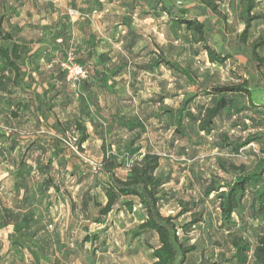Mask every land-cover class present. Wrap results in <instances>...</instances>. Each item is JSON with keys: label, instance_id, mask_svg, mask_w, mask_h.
<instances>
[{"label": "rangeland", "instance_id": "rangeland-1", "mask_svg": "<svg viewBox=\"0 0 264 264\" xmlns=\"http://www.w3.org/2000/svg\"><path fill=\"white\" fill-rule=\"evenodd\" d=\"M169 2L176 4V0ZM213 2L218 6L219 14L205 12L200 0H183L180 7L188 8L189 16L207 20L218 30L211 34L208 42L217 50L223 47L232 52L233 57L223 64L208 62L201 44L195 43L182 25L168 19L159 0L0 1V13L4 16L2 27L11 31L24 47L32 48L44 41L42 38L47 34L61 32L69 36L67 45L75 43L81 50H86L93 44L96 49L87 63V79H92L91 83L95 84L93 93L83 88L82 81L78 94L67 85L66 90L55 97L50 88L37 93L36 87L27 96L30 108L42 116L39 128L44 130L33 131L26 138L19 137V148L8 155L15 154V158L20 159L24 152L31 164V176L36 181L49 171L46 168L40 170L38 166L46 165L50 159V170L60 191L53 194L56 198L49 209L45 208L43 199L33 200L30 209L34 210V217L24 212L27 209H22L16 223L21 228L16 230L15 225L14 228L9 226V231L1 228L0 251L7 246L3 242L18 239L23 245L11 244V248L19 256L18 260L20 257L26 259L20 264H151L149 245L156 243V237L152 233L135 236L137 224L143 217L139 207L128 214L110 212L99 217L91 199H86L84 211L81 204L85 192L97 201L105 199L100 187L91 188L93 178L96 176L101 182L105 174L101 169H93L88 159L99 164L104 154L120 157L126 151L151 150L171 153L176 158L170 160L160 155L165 160L161 170L169 178L162 187L166 191L160 203L162 214L176 213L181 205L179 201L188 198L196 199V209L203 210V221L188 233L189 243L195 244L196 248L187 254L186 264L219 262L230 255L228 232L218 225L215 194L208 197L203 194L205 179L219 178L217 180L222 182L231 177L220 172L214 160L217 156L225 157V152L216 149L217 131L206 137L198 131L196 123L181 116L184 111L180 109L184 98L196 92L198 96L185 108L197 113L201 104L210 103V96L205 94L207 88L247 78L252 103L244 95H228L229 105L217 118V124L218 129L227 132L232 140L253 132L261 133V138L254 142L258 152L248 147L244 150L245 158H232L237 164L244 165L246 173L264 165V157L260 154L264 150V62L259 73L248 46L258 36L264 37V0H255L251 14L258 17L252 21L245 43L239 37L244 27L240 0ZM70 9L77 10L78 14L70 15ZM93 9L98 15H91ZM84 20L89 24L85 31ZM128 30L131 31L128 33ZM133 34L136 40L127 48ZM156 51L189 68L194 83L164 65L153 67L151 62ZM97 52L108 54L110 61L100 64ZM257 52L264 59V46ZM45 70L51 69L46 67ZM38 80L40 78L34 79L35 82ZM12 98L16 100L13 95ZM64 98L70 103L67 108H61ZM82 105L93 113L94 121L90 126L99 134L94 136L93 142L90 140L75 151L68 142L71 144L72 136L77 135L74 120L80 115ZM6 106L4 102L0 104L1 131L6 128L3 123L4 112L8 111ZM54 112L58 114L57 124ZM263 183L264 175L246 186L239 209L243 211L247 227L237 221V212L232 215L235 225L231 226V231L252 242L255 237L248 226L256 221L248 217L247 209ZM30 186L33 189L35 184L31 181ZM70 202L75 204L73 208ZM96 218L101 221H95ZM188 218L189 213L183 214L177 222L181 224ZM86 233H98L99 237L93 242H84L82 238Z\"/></svg>", "mask_w": 264, "mask_h": 264}, {"label": "trees", "instance_id": "trees-1", "mask_svg": "<svg viewBox=\"0 0 264 264\" xmlns=\"http://www.w3.org/2000/svg\"><path fill=\"white\" fill-rule=\"evenodd\" d=\"M200 1L204 5L205 12L219 14L218 6L213 0ZM74 2L75 0H72V3ZM159 3L162 11L173 24L182 25L190 34L191 39L195 43L201 44V49L208 62L223 64L226 60L233 57L232 52H228L223 47L217 50L210 45L208 42L209 37L213 33H218V30L210 26L207 20H200L197 17L189 16L188 8L172 4L169 0H159ZM254 4L255 0H240L242 22L244 24L243 30L239 34L242 43L247 42L251 23L258 17L256 14H251ZM92 14L98 15V11L93 9ZM3 21L4 16L0 13V104L4 102L7 105L8 111L4 112L3 123L6 125V128H10L11 130L7 134L5 131L0 130V137L5 138L2 143L3 145L0 146V157L4 155V152L7 154L9 151H12L15 145L19 143L17 131L13 129L21 126L22 122L20 118L22 116H28L26 119L31 121L29 124L34 129L42 126L40 124L42 116L30 108V101H28L29 98L27 97L32 93L34 87H36L35 91L37 93L46 92L50 88L53 92L52 97L58 96L66 90L65 88H67L68 84L65 81V73L57 64V60L62 57L64 52L72 46L76 61L87 68V63L96 53L95 45L93 44L91 45L92 49L88 47L89 49L85 48L86 50H81L80 47L75 46V43L67 45L69 36L66 37V33L61 32L47 34V36L42 38L44 39V41H41L42 43L38 42L32 48H26L14 38L11 31L5 30L2 27ZM85 22L83 31L89 25L87 21ZM130 31L128 30V33ZM58 39H60V42H58ZM135 40L136 36L133 34L127 48H130ZM248 46L251 57L257 62V71L260 73L264 59L258 54L257 49L264 46V37L258 36L248 43ZM154 53L155 58L151 62L153 67L164 65L173 73L184 76L191 83H194V78L189 68L180 65L175 60L169 59L161 51ZM97 57L100 64L110 61L108 54L105 52H97ZM43 60L45 61L41 62ZM49 63H51V66L48 68L51 70L46 72L45 69ZM34 75L36 76L34 77ZM37 78H40V80L35 82L34 79ZM90 85L91 79L83 81V88L88 89L87 87ZM205 94L210 96V103L201 104L197 113L185 108L186 105L198 96L196 92L189 93L184 98L180 110L184 111L181 116L196 123L198 131L204 133L206 137L212 132L217 131L215 146L217 147L216 149L225 152V157H215V164L220 172L231 176L228 180L225 178L222 182L217 180L219 178L205 179L206 185L203 188V194L206 197L211 193L215 194L218 203V225L226 228L231 247L230 255L224 260L208 264H264V183L256 196L250 201L247 209L249 211L248 217L256 221L248 226L253 231L254 242L246 236L231 231V226L235 225L232 216L235 212H237V221L241 222L244 228L247 227L243 211L239 209L240 203L244 198L246 186L255 183L264 175V165L252 173H246L244 165L237 164L232 157L236 156L239 149L251 142H257L262 134L253 132L242 139L232 140L227 132L218 129L219 125L217 124V118L229 105L228 95L241 94L246 96L248 102L252 103L249 80L243 78L237 82L214 85L207 88ZM12 95L16 97V100L11 99ZM69 104L67 99L64 98L61 108H67ZM79 111L80 115L74 120V130L77 132L76 143L78 147H82L89 137L84 119H90L89 115L91 112L84 105L79 108ZM53 115L57 124L59 121L58 114L54 112ZM114 121L120 123L119 120L115 119ZM51 125L54 126V124ZM98 134L96 132V135ZM26 148H29V144ZM139 155L141 157L137 159ZM166 158L173 159L171 157ZM130 159L132 162L129 168L126 169L125 162ZM161 159L162 157L157 151L151 150H146L145 152L126 151L120 157L112 153H108V155L104 154L102 161L99 162V166L96 169H101V172L105 174V178L101 182H98L95 176L91 184V188H101L105 197L104 202L97 201L93 197L89 198L87 196L88 193L85 192V197L83 195L81 197L82 211L87 206L86 199H91V205L97 209L99 217H105L110 212H124L128 214L132 212L133 208L139 207L143 212V217L137 224L135 236L152 233L156 237V243L149 245L151 264H186L187 254L196 248L195 244L189 243L190 237L188 233L194 225L203 221V210L196 209V199L188 198V200L179 201L181 205L176 213L162 214L160 203L166 194V191L162 187L168 183L169 178L166 173H157ZM14 163L15 171L12 175L16 178L15 186L26 192L31 190L30 194H26L14 206L23 209L25 204L31 206L33 200L36 201L37 198H41L45 201V208L49 209L52 207L54 205L53 201L56 198L55 195L59 193L60 187L51 173V160L49 159L46 165L38 166L40 170L46 168L49 171L40 181H36V178L30 179L35 184L33 189L29 182L31 164L28 163L25 153L21 154L20 159L16 157ZM122 169H125V173L121 172ZM217 176L219 177L220 175L217 174ZM51 188H53L52 193H50ZM70 206L73 208L75 204L70 202ZM22 209L13 212L7 207L4 208V213H0V229L6 227L8 224H11L13 228L15 225L16 230L21 228L22 226L16 223ZM24 212H27L26 214L31 213V216L34 217V210L27 209ZM186 213H189L188 220L179 224L177 222L178 217ZM95 221L100 222L101 220L100 218H96ZM27 223H29L28 220H26ZM10 236L12 237L11 234ZM98 237V233H86L82 239L84 242H93ZM9 243L18 244L19 247L23 245L18 239L10 240ZM26 249L29 252V247Z\"/></svg>", "mask_w": 264, "mask_h": 264}, {"label": "crops", "instance_id": "crops-1", "mask_svg": "<svg viewBox=\"0 0 264 264\" xmlns=\"http://www.w3.org/2000/svg\"><path fill=\"white\" fill-rule=\"evenodd\" d=\"M92 82V79H91ZM95 84L93 85V83H91V85L89 87H87L90 91V94L93 93V89H94ZM91 89V90H90ZM92 91V92H91ZM28 116H22L21 119V126L19 128H14L13 130L17 131V134L20 138H26V135L30 134L33 131L36 132H41L42 130H44V128H38V129H32L30 127L31 121L27 120ZM89 118H85V123H86V127H87V132L89 134L88 139L83 143L84 145H87L89 143V141L91 140L92 142L94 141L96 135V130L90 126L91 122L94 121V115L93 113H90ZM5 133L7 134L8 131H10V128H4ZM3 131V130H2ZM5 140V138L0 137V146H2L3 141ZM20 142H22L20 140ZM19 143L15 145L14 149L12 150V152L17 151V149L19 148ZM99 146L101 147V144H99ZM8 152V151H7ZM144 152V151H142ZM197 152V151H195ZM10 153V151H9ZM9 153H5L4 155H1L0 157V213H4V208H8L11 211L15 212V211H19L22 208H17L15 207V203H18L20 201V199L22 197H24L26 194H30L31 190L26 192L22 189H19L15 186V181L16 178H14V176L12 175L13 172L15 171V163L14 160L15 158V154H12L11 156L8 155ZM158 154H162L160 152H158ZM164 158H162L160 160V165L157 169V173H162L163 171L161 169H164V166H162L164 164ZM183 165V164H182ZM122 173H125V169L121 170ZM188 173V177L189 179H191L190 173ZM193 173V172H192ZM29 182L31 183L32 180V176L29 175ZM31 179V180H30ZM104 202V201H103ZM23 209H30V206H28V204H25V207H23ZM9 226H12L11 224L6 225L5 228L7 231H9L10 229L8 228ZM6 243L7 246H3L1 251H0V264H20L23 263V261H26V259H22L20 257V259L18 260V255L16 254V251L14 249H12V245L9 243V241L3 242ZM2 246V244H1ZM19 247V246H18Z\"/></svg>", "mask_w": 264, "mask_h": 264}, {"label": "built area", "instance_id": "built-area-1", "mask_svg": "<svg viewBox=\"0 0 264 264\" xmlns=\"http://www.w3.org/2000/svg\"><path fill=\"white\" fill-rule=\"evenodd\" d=\"M182 2H183V0H176V5L180 6ZM105 10H107V8H105ZM68 12L70 15H73V16H76L78 14L77 10H73V9H70ZM58 41H60V39H58ZM57 64L59 65V68L61 70H63V72L65 73V81L67 82L68 86L74 90L75 94H78L81 82L86 80L89 76V70L87 67L82 66L81 64H79L76 61L74 48L72 46H70L64 52L62 57H60L57 60ZM50 66H51V63L47 64V67H50ZM76 140H77V135H75V136L73 135L71 140H70V141H72V143L70 144L68 142L69 146L75 151L78 149V145L76 143ZM66 142H67V140H66ZM248 147L252 151L258 152L256 145L253 142H251L247 146L239 149L236 156L240 157V158H245L246 155L244 153V150ZM260 154L264 157V150ZM141 155L137 156V159H139L141 157ZM160 155H162L164 157L166 156V157H171V158L175 159L173 154L162 153ZM87 161L92 165L93 169L98 168V166H99L98 163L94 162L91 159H88ZM131 162H132L131 159L126 160V162H125V168L126 169L129 168Z\"/></svg>", "mask_w": 264, "mask_h": 264}]
</instances>
